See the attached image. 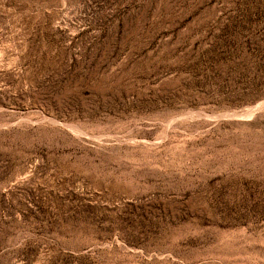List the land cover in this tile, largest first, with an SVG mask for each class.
I'll list each match as a JSON object with an SVG mask.
<instances>
[{"label": "rangeland", "instance_id": "374dc122", "mask_svg": "<svg viewBox=\"0 0 264 264\" xmlns=\"http://www.w3.org/2000/svg\"><path fill=\"white\" fill-rule=\"evenodd\" d=\"M0 264H264V0H0Z\"/></svg>", "mask_w": 264, "mask_h": 264}, {"label": "bare ground", "instance_id": "6f19581e", "mask_svg": "<svg viewBox=\"0 0 264 264\" xmlns=\"http://www.w3.org/2000/svg\"><path fill=\"white\" fill-rule=\"evenodd\" d=\"M256 110H258V109H256ZM256 110H254L253 112H255Z\"/></svg>", "mask_w": 264, "mask_h": 264}]
</instances>
